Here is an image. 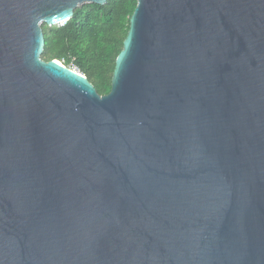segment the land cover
I'll return each instance as SVG.
<instances>
[{
    "label": "water",
    "instance_id": "1",
    "mask_svg": "<svg viewBox=\"0 0 264 264\" xmlns=\"http://www.w3.org/2000/svg\"><path fill=\"white\" fill-rule=\"evenodd\" d=\"M109 0H0V264H264V0H137L111 90L41 59Z\"/></svg>",
    "mask_w": 264,
    "mask_h": 264
},
{
    "label": "trees",
    "instance_id": "2",
    "mask_svg": "<svg viewBox=\"0 0 264 264\" xmlns=\"http://www.w3.org/2000/svg\"><path fill=\"white\" fill-rule=\"evenodd\" d=\"M137 0H109L104 5L84 4L62 25L42 26L41 59L74 64L98 94L111 90L118 55L123 49Z\"/></svg>",
    "mask_w": 264,
    "mask_h": 264
},
{
    "label": "built area",
    "instance_id": "3",
    "mask_svg": "<svg viewBox=\"0 0 264 264\" xmlns=\"http://www.w3.org/2000/svg\"><path fill=\"white\" fill-rule=\"evenodd\" d=\"M62 63V62H61ZM63 64V63H62ZM66 67V66H65ZM69 70L77 73V74H80V75H83L80 70L78 69V67L74 64H70L68 67H67Z\"/></svg>",
    "mask_w": 264,
    "mask_h": 264
},
{
    "label": "rangeland",
    "instance_id": "4",
    "mask_svg": "<svg viewBox=\"0 0 264 264\" xmlns=\"http://www.w3.org/2000/svg\"><path fill=\"white\" fill-rule=\"evenodd\" d=\"M81 7V6H80Z\"/></svg>",
    "mask_w": 264,
    "mask_h": 264
}]
</instances>
